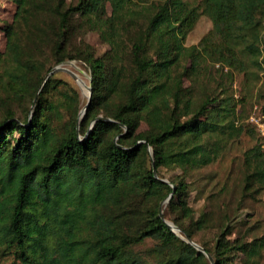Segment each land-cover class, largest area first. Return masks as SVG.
Instances as JSON below:
<instances>
[{
    "label": "trees",
    "instance_id": "trees-1",
    "mask_svg": "<svg viewBox=\"0 0 264 264\" xmlns=\"http://www.w3.org/2000/svg\"><path fill=\"white\" fill-rule=\"evenodd\" d=\"M138 1L60 0L55 38L45 53L31 40L26 0H15L14 20L5 28V51L0 52V256L8 264H206L207 254L211 264H233L236 257L241 264H254L264 250L263 236L246 241L234 235L235 216L229 211L217 222L213 247L199 245L204 252L187 240L193 233L183 224L209 225L210 211L195 216L189 202L193 189V201L205 191L206 183L195 185L194 173L231 142L256 131L252 122L241 121L229 85L232 71L243 72L251 89L264 71V0H154L140 6ZM151 8L153 14L131 44L134 74L124 78L123 100L114 108L108 98L117 84L114 17ZM201 15L212 28L197 45L186 46ZM88 31H97L110 48L100 55L88 44L76 48ZM184 59L173 86L163 91L159 81ZM66 60L82 62L91 81L81 117L76 88L45 76ZM207 63L227 67L228 84L220 78L198 96L196 84ZM146 85L161 95L157 110L170 115L157 132H138L131 117L153 99ZM182 91L184 119L175 115ZM29 97L20 118L11 104ZM258 114L264 121V105ZM242 164L241 200L253 199L264 190L259 140L242 153ZM162 167L180 173L165 179ZM139 246L147 247L139 252Z\"/></svg>",
    "mask_w": 264,
    "mask_h": 264
},
{
    "label": "rangeland",
    "instance_id": "rangeland-1",
    "mask_svg": "<svg viewBox=\"0 0 264 264\" xmlns=\"http://www.w3.org/2000/svg\"><path fill=\"white\" fill-rule=\"evenodd\" d=\"M59 1L60 0H26L27 11L30 14L32 24L30 28L31 40L45 53L50 51L55 38L57 25L55 8ZM69 1L70 0H66V2ZM187 1L190 3H198L200 0ZM138 2V6H140L152 3L154 0H139ZM15 12V0H0V52L5 51V28L13 22ZM153 12L154 8H151L149 12L141 15L123 13L116 14L114 17L117 45L112 48L111 51L113 56L112 66L117 75V84L108 94L109 102L114 108L123 100L121 85L124 78L131 77L135 71L131 61V44L137 39L140 26L149 20ZM211 28V20L207 16L201 15L194 28L185 38V45H197L201 37ZM261 36L264 44V29ZM83 43L90 45L95 55H100L110 48L108 42L103 40L97 31H88L83 36L82 40L75 42V47L77 48L79 45L82 46ZM47 60L48 59H46L45 65H48ZM185 63L186 59L171 67L170 75L159 81L158 84H160V88L163 91L173 86L175 77L182 71ZM187 64L190 65V63ZM60 68L61 69L50 74V76H53L57 81L59 80V82L66 81L69 85L76 88L79 94L78 107H81V111L90 98L88 88H91V81L88 70L82 62L75 60L64 61L60 64ZM227 70V67L221 69L219 64L212 65L207 63L200 81L196 84V94L200 96L204 88H213L220 78L223 79L224 83L228 84V81L225 80ZM47 75L48 73L45 76L47 77ZM232 78V84L229 85V92L238 100L237 112L239 117L243 118L241 120L242 122H251L250 117L253 114L257 115L264 105V71L260 73V78L251 84V89L247 87L245 78H243V72L232 71ZM44 81L45 79L39 87H37V95L41 91ZM188 85L189 80L184 79V86ZM146 87L151 94L150 97L153 99L148 107L141 109L139 113H131V117L136 120L138 132L145 130L157 132L162 125L169 122L170 115L168 113H160L157 110L155 104L161 98V95H153L157 90L149 85H146ZM29 99L30 97L20 103L12 102L11 104L12 108L16 109L20 118L26 115ZM185 102V91H182L180 94V107L177 113H175V115L181 119L185 118ZM32 108L33 105L29 107L30 110H32ZM256 131L254 134H244L236 141L231 142L218 158L194 173V178L197 181L195 185L202 186V184L206 183L205 191L202 197L193 201L195 195V190L193 189L189 202L192 203L193 208L196 210L195 216H198V211H203L204 209L210 211L209 225L205 228L194 229L188 225V221L185 220L183 222L184 227H188L192 230V240L197 245H206L210 248L213 247L211 244L217 232V222L220 216L228 211L231 215L235 216L233 221H231V224L234 226V235L237 234L246 241H251L253 238L264 237V190L253 199L241 200L240 195L241 187L244 182L242 153L257 140L261 142V147L264 149V140L259 138L260 133L258 131L256 133ZM160 173L165 179H168L180 173V170L173 167H162L160 168ZM165 206L166 201L161 203L162 210L165 209ZM240 206L241 208L238 209ZM168 223L174 227L172 222ZM174 231L181 235L180 230L174 228ZM149 244L150 242L147 243V245ZM145 247L147 246H139L135 249L141 252ZM9 261V259H4L0 256L1 264H8ZM211 263L212 262L208 258L206 264ZM233 264H241L240 258L236 257ZM254 264H264V250H262L259 256L254 257Z\"/></svg>",
    "mask_w": 264,
    "mask_h": 264
},
{
    "label": "water",
    "instance_id": "water-1",
    "mask_svg": "<svg viewBox=\"0 0 264 264\" xmlns=\"http://www.w3.org/2000/svg\"><path fill=\"white\" fill-rule=\"evenodd\" d=\"M60 64H62V63H60ZM60 64L54 66V67L50 70V72L48 73V75H50L51 73H53V72H55V71L61 69V68H60ZM88 89H89V92L91 93V88L89 87ZM85 108H86V106H84V108L80 111L79 117H81V115L84 113ZM154 172H155V171H154ZM159 216L163 218L162 210L159 211ZM167 226L170 227V228L172 229V231H174V228L178 229L175 225H174V227H172L169 223H167ZM174 232H175V231H174ZM187 240H188L191 244H193L198 250L204 252V250H203V248H202L201 246L197 245L196 243H194V242H193L191 239H189V238H188ZM207 256H208L209 260H210L211 262H213L212 257H211L210 255H208V254H207Z\"/></svg>",
    "mask_w": 264,
    "mask_h": 264
},
{
    "label": "built area",
    "instance_id": "built-area-1",
    "mask_svg": "<svg viewBox=\"0 0 264 264\" xmlns=\"http://www.w3.org/2000/svg\"><path fill=\"white\" fill-rule=\"evenodd\" d=\"M250 121L255 125L257 131L260 133V136L264 140V121L262 119V116L253 114L250 117Z\"/></svg>",
    "mask_w": 264,
    "mask_h": 264
},
{
    "label": "bare ground",
    "instance_id": "bare-ground-1",
    "mask_svg": "<svg viewBox=\"0 0 264 264\" xmlns=\"http://www.w3.org/2000/svg\"><path fill=\"white\" fill-rule=\"evenodd\" d=\"M173 227V226H172Z\"/></svg>",
    "mask_w": 264,
    "mask_h": 264
}]
</instances>
